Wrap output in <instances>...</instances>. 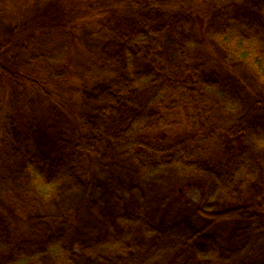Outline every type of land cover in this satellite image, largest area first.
Returning a JSON list of instances; mask_svg holds the SVG:
<instances>
[{"label": "trees", "instance_id": "trees-1", "mask_svg": "<svg viewBox=\"0 0 264 264\" xmlns=\"http://www.w3.org/2000/svg\"><path fill=\"white\" fill-rule=\"evenodd\" d=\"M0 264H264V0H0Z\"/></svg>", "mask_w": 264, "mask_h": 264}, {"label": "rangeland", "instance_id": "rangeland-1", "mask_svg": "<svg viewBox=\"0 0 264 264\" xmlns=\"http://www.w3.org/2000/svg\"><path fill=\"white\" fill-rule=\"evenodd\" d=\"M184 133L183 128L179 131H177V134ZM211 148L212 150L215 151H220L223 155H228L231 151L234 150L235 148V143L234 142H229L225 140L217 141V142H212L211 143ZM228 153V154H227ZM182 190L181 192L183 193L184 196L189 197L194 200H198L199 195L201 194L202 187L200 185H197L195 183L184 185L181 187Z\"/></svg>", "mask_w": 264, "mask_h": 264}]
</instances>
